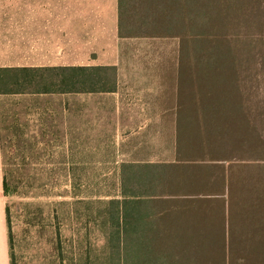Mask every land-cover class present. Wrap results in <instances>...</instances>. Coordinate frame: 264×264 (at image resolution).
<instances>
[{"label":"trees","instance_id":"16d2710c","mask_svg":"<svg viewBox=\"0 0 264 264\" xmlns=\"http://www.w3.org/2000/svg\"><path fill=\"white\" fill-rule=\"evenodd\" d=\"M118 31L177 42L175 150L170 162L120 167L123 198L107 200L103 264H264V98L253 88V68L264 67V0H118ZM118 81L107 66L0 70V94L29 85L113 93ZM208 193L209 205L178 206L156 223L137 216L150 196ZM178 214L207 229H161Z\"/></svg>","mask_w":264,"mask_h":264},{"label":"rangeland","instance_id":"374dc122","mask_svg":"<svg viewBox=\"0 0 264 264\" xmlns=\"http://www.w3.org/2000/svg\"><path fill=\"white\" fill-rule=\"evenodd\" d=\"M176 48L173 39L124 40L115 45L113 57L117 55L121 68L118 96L40 94L33 93L42 91L35 85L23 87L25 93L0 94L14 264H103L107 200L121 196L120 163L126 158L141 163L173 161L170 132L162 121L159 128L150 129L154 135L144 143L146 149L118 148L120 126L131 122L129 130H137V122L147 119L128 120L127 110L119 118L115 108H145L143 96L157 85L150 82L156 78L150 69L155 63L176 62ZM253 69V88L264 98V67Z\"/></svg>","mask_w":264,"mask_h":264},{"label":"crops","instance_id":"0c3cea01","mask_svg":"<svg viewBox=\"0 0 264 264\" xmlns=\"http://www.w3.org/2000/svg\"><path fill=\"white\" fill-rule=\"evenodd\" d=\"M121 41L124 39L119 37L118 31V0H0V70H46L104 66L116 67L118 70V88L113 93L66 94L118 96L122 88L121 68L116 61L117 55L114 57L113 55L115 53L114 46L119 47ZM154 67L155 69L150 70L155 71L156 78L150 82H156L157 85L155 92L150 90L149 96H143L147 102H145V108L136 110L137 108L133 105H121L120 108L118 106L115 108V112L120 111L119 118L123 116L121 112L127 110L125 117L128 120H137L140 117L147 119V122L144 121L143 124L137 122V130H129L131 122L120 126L122 132L120 143L117 145L122 151L146 149L144 143L151 140L150 129L159 128L161 121L170 132L173 152L175 150L176 65L155 63ZM132 98L134 100L136 97ZM156 121L157 127H155ZM2 122L0 114V264H12L10 243L12 239L7 209L8 194L4 185L6 168ZM142 129H144L143 133ZM152 133L151 135H154V131ZM144 134L148 136L145 138ZM159 162L161 161L145 163ZM130 163L143 164L144 162L130 161V158H126L120 163L118 174L123 164ZM122 198V196L116 197L119 200ZM211 198L213 196L204 194L150 196L145 198L148 206L142 210L138 209L137 216L146 215L148 222L151 220L156 223V217L161 213L173 212L174 214L177 209H180L177 208L178 206H187L189 209L202 202L209 205L208 201L213 200ZM178 215L184 219H172L170 227H161V229L178 232L207 229L198 221L196 223L192 219L187 221L183 214ZM140 225L141 223L138 222L137 229L141 227ZM156 227L160 228V226H154V230L158 229ZM203 240L205 239L200 237V241ZM137 242L154 241L138 240Z\"/></svg>","mask_w":264,"mask_h":264}]
</instances>
